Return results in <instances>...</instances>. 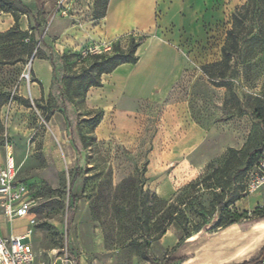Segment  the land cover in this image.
Here are the masks:
<instances>
[{
    "label": "rangeland",
    "instance_id": "rangeland-1",
    "mask_svg": "<svg viewBox=\"0 0 264 264\" xmlns=\"http://www.w3.org/2000/svg\"><path fill=\"white\" fill-rule=\"evenodd\" d=\"M46 1L56 4L57 20L70 25L97 20L105 3ZM60 1L66 15H60L57 9ZM216 10L199 41L205 46L195 52L197 63L193 69L200 73L194 79H185L180 89L187 93V111L203 128L246 116L251 123L250 133L244 151L224 159L217 157L199 178L169 201L159 199L146 178L148 145L154 135H160L159 127L150 124L143 130L136 149L124 146L120 139L98 141L94 129L100 112L85 105L88 86L99 75L97 69L90 70L94 63L90 56H112L114 44L126 50L132 38L125 35L78 49L57 50L58 37L51 32L52 23L41 11L35 13L41 22L33 33L39 43L38 53L34 51L33 57L23 55L22 61L14 65L0 64V168L5 144H11L15 181L23 183L31 197L30 218L35 221L31 244L36 264H165L168 259L173 264V256L181 263L185 261L181 253L186 243L171 254L170 246L162 243V231L171 240V236L178 240L188 232L190 239L198 240L201 236L245 231L239 224H234L237 229L219 231L222 220L215 232H207L224 213V204L235 196H246L244 172L264 143V0H222ZM235 14L245 17L236 28L238 48L224 79H220L222 69L215 67L209 69L213 74L210 81L202 67L221 61ZM191 41L184 39L185 43ZM11 46L0 41V62L8 60L7 49ZM37 55L52 64L53 75L49 89L44 92L40 87L35 99L30 93L32 83L38 82L33 71L44 81L50 77L46 63L35 60ZM164 133L171 139L177 128ZM234 205H229L227 211L235 212ZM70 214L72 219L68 220ZM25 226V220L9 222L0 216L3 237L10 233L22 235ZM196 230L199 232L195 234ZM192 242L190 253L198 243L193 246ZM194 254L191 261L195 264L215 260L198 248ZM215 257L221 259L224 255Z\"/></svg>",
    "mask_w": 264,
    "mask_h": 264
},
{
    "label": "crops",
    "instance_id": "crops-1",
    "mask_svg": "<svg viewBox=\"0 0 264 264\" xmlns=\"http://www.w3.org/2000/svg\"><path fill=\"white\" fill-rule=\"evenodd\" d=\"M21 1L33 15L42 11L52 23L51 32L58 37L57 50L78 49L125 35L135 41L144 37L136 50L137 62L121 64L102 74L100 86L88 88L85 105L89 110L101 112L94 129L98 141L120 139L124 146L136 149L143 130L149 129L150 124L159 127L161 136L154 135L146 153L147 185L159 199L171 200L180 189L199 178L211 161L227 149L240 150L246 143L251 126L248 117L203 128L187 111V93L180 89L185 79H194L200 73L193 69L197 63L195 52L205 46V42L199 41L208 31L207 20L217 13V4L222 0H108L102 17L80 25L57 20L56 4L46 0ZM17 24L21 31H28L26 16H20ZM13 26L12 16L0 12V33ZM185 38L192 41L185 43ZM35 60L46 63L50 76L44 81L33 71L38 82L32 83L30 93L37 99L40 87L44 92L49 89L53 67L49 61ZM175 128L176 135L171 139L165 136L164 131ZM263 206L264 186L237 201L234 209L237 213H251ZM229 227L237 229L233 224L223 230ZM171 237L173 240L167 234L162 237V243L170 246L168 251L178 241ZM190 242L193 246L198 242L192 253L188 250ZM185 245L181 253L185 261L180 263L173 256V264H195L191 258L197 248L215 258L207 264H242L250 261L264 245V223L238 235L189 239ZM218 254L224 257L217 259Z\"/></svg>",
    "mask_w": 264,
    "mask_h": 264
},
{
    "label": "trees",
    "instance_id": "trees-1",
    "mask_svg": "<svg viewBox=\"0 0 264 264\" xmlns=\"http://www.w3.org/2000/svg\"><path fill=\"white\" fill-rule=\"evenodd\" d=\"M107 1L108 0H105L104 6H103V13H104ZM0 12L9 13L14 20L13 27H11L5 32L0 33V41L2 43H9L11 45H14L7 49L8 55H9L8 60L4 62H0V64L14 65L22 61L23 55H26L27 57H31L34 51L38 53L39 43L34 38L33 33L37 32V30L40 27L41 22H39L36 19V16L32 14V12L23 4L21 0H0ZM41 13L43 12L41 11ZM103 13L100 17L103 16ZM20 16L27 17L29 21L28 31L31 34H29L28 31H21L19 29L17 22ZM232 18H233V27L227 31L226 43H225V46L221 50V55H222L221 61L208 64L202 67V72L205 75H207L210 81H212L213 79V74L209 72V69L215 68V67H220L222 69L223 72L220 75V79H224L225 71L229 69L230 67V61H231L232 54H234L238 48V41H237L238 35L236 32V28L242 24V20L245 19V17L240 16L239 14H235L233 15ZM30 21H32L33 26H30ZM143 41H144V37H142L141 39L137 41L132 39L128 47L126 48V50L120 48L119 44H114L113 45L114 54L112 56H108L106 54L90 56V58H92L94 61V63L90 67V70L97 69L99 75H98L97 80L95 82H91L88 88L100 86V76L102 74L110 73L117 66L121 64H125V63H131V64L136 63L138 60L136 56V50ZM35 58L43 59L42 57H39L38 55ZM220 86H224V84H220ZM20 102L23 103L27 108L31 107L29 105V102L26 100L20 99ZM256 118L258 120H261V116L259 115H257ZM100 119H101V112H100V117H99L97 124L99 123ZM246 144L247 142L244 144V146L240 150H235L231 148L227 149L221 155V158L224 159L226 155H233V154L241 153L242 151H244ZM263 145L264 143L262 144L259 152L255 154L254 157L249 161V167L245 170L243 178H242L243 189H244V177L246 175V172L257 162ZM241 198H243V196H235L229 204H224L222 206L224 213L223 214L221 213L218 220L213 223L210 229L207 230L208 233L215 232L214 228L217 227L219 221H222V220L224 222H223V225L219 227V231L233 224H239L241 225L243 230H247L253 225L264 223V206L255 208L251 213H248V212L237 213L236 211L235 212L227 211V207L229 205L235 204ZM71 219H72V214H70V216L68 217V220H71ZM198 232H199L198 230L194 231L195 234ZM161 234L164 235L165 232L162 231ZM191 236H192L191 232H188L183 237H180L177 243L175 244V246L171 249L170 253L172 254L179 247L185 244L186 241L191 238ZM260 258H264V245L262 246L259 253H257L250 261L245 262V263L257 262ZM170 262H171V259L170 260L168 259L165 262V264H169ZM245 263H242V264H245Z\"/></svg>",
    "mask_w": 264,
    "mask_h": 264
},
{
    "label": "built area",
    "instance_id": "built-area-1",
    "mask_svg": "<svg viewBox=\"0 0 264 264\" xmlns=\"http://www.w3.org/2000/svg\"><path fill=\"white\" fill-rule=\"evenodd\" d=\"M60 15H66L61 1L57 3ZM31 61L29 62V65ZM16 164L12 145L5 144L4 161L0 168V215L9 222L25 220L26 226L21 236L0 234V264H36L31 244V234L35 221L30 218L32 202L28 188L15 181ZM264 186V145L257 162L246 172L244 191L246 195L258 192ZM245 264H264V258Z\"/></svg>",
    "mask_w": 264,
    "mask_h": 264
}]
</instances>
